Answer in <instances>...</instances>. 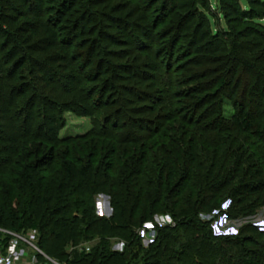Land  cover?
I'll return each instance as SVG.
<instances>
[{
    "label": "trees",
    "instance_id": "obj_1",
    "mask_svg": "<svg viewBox=\"0 0 264 264\" xmlns=\"http://www.w3.org/2000/svg\"><path fill=\"white\" fill-rule=\"evenodd\" d=\"M45 1L47 0H41L43 3ZM184 1L186 4L177 5V8L188 9V20L182 26L192 20L195 22L191 29L192 37L198 31V38L204 36L210 42L218 44V54L228 59L226 62L231 64L233 72L238 67L251 70L245 88L249 101L246 103L227 95L226 89L230 86V81L229 85L224 80L218 81L210 89L201 92L199 86L192 85L176 93V112L168 110L162 115L160 123L148 119L143 126L144 133H141L133 131L134 127L130 123L111 111L109 103L101 101L96 91L92 92L88 82L94 75L85 73L84 68L77 64V58L71 60L64 57L63 63L66 64L61 65L63 68L56 69H68L70 72L61 74L51 69L47 77L40 78V81H44L46 87L54 85L63 92L86 90L81 94H86L84 100L88 109L86 114H79L99 119V124L85 135L59 139L58 132L63 127L62 115L72 109L61 108L45 99L41 89L35 85L36 77L32 75L35 69L30 62V55L27 50L18 48L14 38L11 39L9 33L2 28L0 0V49L9 44L8 56L0 53V79L15 81L8 89L12 92L15 89L18 97L29 99L27 94H30L33 102L31 108L42 101V105L37 107L40 114L38 117L41 119L37 135L48 122V127L53 129L52 142L65 146L77 144L76 148L69 150L71 157L60 152L48 154L47 162L51 158V163H55L58 171L46 183L43 182L46 185L40 180H34L35 169L32 164L27 166L29 173L23 174L24 182L29 188L37 189L31 207L35 222L30 224V228L41 233L43 239L39 246L51 256L61 259L60 261L69 256L66 246H76L78 238L90 232L89 236L99 238L98 246L88 254L84 251L74 252L72 260L67 261L68 264H133L130 263L132 258L127 259L130 255L128 248L134 246L137 248L136 253L149 252L140 264H264V253L248 249L244 241L249 244H253V241L254 246H259L258 240L264 239V231L248 225L235 237L214 236L208 223L199 217L211 214L217 204L225 199H231L232 205H240L249 200V196L256 195L255 199L258 200L264 198L262 165L249 161L250 166H244L243 169L234 161L229 166V160L234 157L236 150L231 152L230 159L228 157L221 161L220 156L218 161V155L224 152L221 146L229 145V141L236 142L237 138L254 139L264 145V49L254 54L250 61L242 53V41L230 25L231 16H235L240 24L249 27L247 33L251 37L264 33V0H216L215 7L211 6L210 0ZM128 2L130 5L135 4L138 11H144L145 16L158 10V16L151 17L157 21L161 16L163 18V13L160 12L166 10L165 4L160 3V0ZM58 13L57 8L50 15L55 17ZM210 16L214 18V28ZM221 19L225 27H221ZM144 34V37L149 36L147 31ZM136 41L138 47L145 43L144 39ZM71 42L67 46H71ZM174 51L169 49L159 66L171 76L173 74L174 78L166 74L172 80L170 83L184 84L186 80L175 77L177 71H180L178 75L184 72L185 65L181 66L182 60L177 59L179 55L173 57ZM13 58L15 59L12 60ZM176 68L178 69L174 72ZM82 85L85 87L81 88ZM69 87L71 90H68ZM147 97L145 104L155 103V106L162 104L164 99L161 95ZM43 101L52 106H47L49 111L45 110ZM229 107L232 108L231 114L226 116L225 110ZM146 108L149 107L146 105ZM14 112V120L18 122L22 117L34 119L29 115L30 112L22 114L23 110L21 113L19 109ZM157 115L158 113L155 114ZM138 126L137 128L142 127ZM31 133L29 141L35 138V132ZM21 186L23 185L19 182L18 187L22 190ZM87 193L108 196L112 215L108 218L95 216L94 208L83 198ZM157 215L168 216L172 225L157 229L154 241L147 250L143 249L137 229L144 223H152ZM20 217L21 213L9 211L0 202V228H4L9 222L11 232L17 233L22 228L19 224ZM81 222L86 227H81ZM46 228L49 234L57 237L59 244L56 251L59 253L55 252L54 247L46 245ZM245 230L255 237L243 239L241 234ZM121 231L128 234L126 241L129 243L125 252L107 249L105 242L108 241V236ZM7 240L5 238L0 241V248L6 245Z\"/></svg>",
    "mask_w": 264,
    "mask_h": 264
},
{
    "label": "rangeland",
    "instance_id": "obj_2",
    "mask_svg": "<svg viewBox=\"0 0 264 264\" xmlns=\"http://www.w3.org/2000/svg\"><path fill=\"white\" fill-rule=\"evenodd\" d=\"M215 1L210 0L212 7L216 6ZM62 2L65 3L60 6ZM160 3L165 4L166 10L160 12L163 13L161 14L163 18L161 16L157 21L151 17L158 16V10L145 16L144 11H138L136 5L133 3L130 5L128 0H47L44 3L41 0H1L2 28L9 33L11 39L14 38L18 48L27 50L30 55V62L35 69L32 74L36 77L35 85L41 89L45 99L51 100L61 108L72 109L62 115L63 127L58 132L59 139L85 135L99 124V119L81 115L86 114L88 109L84 100L86 94H81L86 90L72 91V93L65 90L64 93L57 86L46 87L44 81H40V78L47 77L51 69L61 74H68L70 72L68 69H56V67H64L61 66L66 64L63 63L64 57H69L71 60L77 58V64L84 68L85 73L94 75L92 81L88 82L92 92L96 91L101 101L109 103L112 107L111 111L130 123L131 127H134L133 131L141 133H144L143 126L147 124L145 122L148 119L160 123L162 115L168 110L175 111L176 93L192 85L199 86L201 92L210 89L218 81L224 80L227 84L230 81V86L228 87V84L226 89L227 95L246 103L249 101L245 88L251 70L238 67L236 72H233L231 64L226 62L228 59L218 54L220 49L218 44L210 42L204 36L198 38V31L192 37L191 29L195 22L192 20L186 26H182L183 22L188 20V9L177 8V5L186 4L184 0H160ZM57 8L58 16H51L50 14ZM210 21L214 28L216 25L212 16ZM220 22L221 27H225L223 19ZM230 25L242 41V53L251 61L254 54L264 49V33L251 37L247 33L249 27L240 24L235 16H231ZM144 31H147L150 38L143 36ZM136 39L145 40L144 44L141 43L142 47H138ZM69 41L73 42L71 46H67ZM8 45L5 44L0 49V53H4L5 57L9 53ZM169 49L175 50L172 53L173 57L179 55L177 59L183 61H180L181 66L185 65L184 72L178 75L180 71H177L175 76L186 80L184 84L170 83L172 80L166 74L174 78L173 74L171 76L159 66ZM14 84L13 80L0 79V202L2 207L8 208L9 211L15 214L21 213L19 224L22 228L17 233H12L9 222L4 228H0V241L8 239L6 245L0 248V254L5 259L3 264H68L67 261L72 260L74 252L84 251L88 254L98 246L100 240L91 234L89 236L90 232L85 235L86 237L83 234L78 238L79 243L76 246H66V253L69 256L65 259L62 257V261L42 249L39 246L43 239L41 233L30 228V224L35 222L31 207L37 189L29 188L24 182L23 174L29 173L27 166L32 164L35 169L34 173L32 172L34 180L46 183L58 171L55 163H51V158L50 162H47L48 154L60 152L66 157H71L69 150L76 148L77 144L65 146L52 142L53 129L48 127V122L37 135L38 127L41 125L37 107L42 105V101L36 103L35 108H31L33 102L30 94H27L29 99L20 98L14 92L15 89H13L14 94L8 89ZM70 87L68 90H71ZM145 95L148 97L161 95L164 99L162 104L156 106L155 103L145 104L147 102ZM43 104L46 106L45 110L49 111L47 102L43 101ZM146 105L149 108H146ZM49 106L52 108L51 105ZM17 109L21 110V113L23 110L22 114L30 112L29 115L34 119L28 120L22 117L19 122L14 120L13 114ZM231 110L230 107L226 108L225 115L229 116ZM54 115L57 117V113ZM138 125L142 127L137 128ZM31 132H35L33 135L35 138L29 141ZM25 141L26 143H23ZM230 142L229 145L221 146L224 152L218 155V161L220 156H222L221 161L228 157L230 159L231 152L234 153L236 150L234 157L229 160V166L235 161L236 165L239 164L244 169V166L247 168L250 166L249 161H251L258 162L262 168L264 167V145L254 139L241 137L237 138L236 142ZM36 160H39L38 163ZM19 182L23 185L22 190L18 187ZM45 183L43 184L46 185ZM263 194L264 192L262 196ZM255 197L256 195L249 196V200L240 205H232L231 199H225L217 204L211 214H202L199 217L208 223L214 236L235 237L248 225L264 231V198L258 200ZM83 198L94 208L95 216L108 218L112 215L108 196L102 193L94 195L87 193ZM240 208L243 209L236 212ZM166 225H172L170 218L166 215H157L152 223H144L137 229L138 237L141 238V247L147 250L156 237L157 229ZM81 227L86 226L81 222ZM48 228L45 230L47 231ZM56 229L59 230L57 227ZM241 235L243 239L254 236L247 230ZM44 239L46 245L54 247L55 252L59 253L56 251L59 244L56 236L47 231ZM107 240L106 248L115 252H125L129 243L126 241L128 234L122 231L109 235ZM244 241L248 249L260 254L264 253V239L258 240L260 245H256L259 246H254L253 241V244ZM136 249L135 246L128 248L131 256L129 255L127 261L132 258L130 263L140 264L149 252L139 254L136 253Z\"/></svg>",
    "mask_w": 264,
    "mask_h": 264
},
{
    "label": "built area",
    "instance_id": "obj_3",
    "mask_svg": "<svg viewBox=\"0 0 264 264\" xmlns=\"http://www.w3.org/2000/svg\"><path fill=\"white\" fill-rule=\"evenodd\" d=\"M4 257L0 254V264H3L4 263Z\"/></svg>",
    "mask_w": 264,
    "mask_h": 264
}]
</instances>
